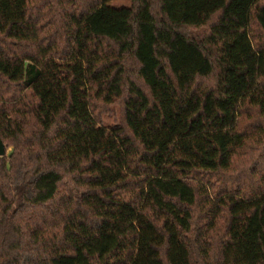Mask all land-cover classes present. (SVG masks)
<instances>
[{
  "label": "trees",
  "instance_id": "trees-1",
  "mask_svg": "<svg viewBox=\"0 0 264 264\" xmlns=\"http://www.w3.org/2000/svg\"><path fill=\"white\" fill-rule=\"evenodd\" d=\"M109 1L0 0V264H264V0Z\"/></svg>",
  "mask_w": 264,
  "mask_h": 264
},
{
  "label": "rangeland",
  "instance_id": "rangeland-1",
  "mask_svg": "<svg viewBox=\"0 0 264 264\" xmlns=\"http://www.w3.org/2000/svg\"><path fill=\"white\" fill-rule=\"evenodd\" d=\"M108 4L113 6V7L128 6L130 4V0H110L108 2ZM116 115H117V113L114 110V111H112V114L110 116H107L104 118V121L106 123H109L116 117ZM1 142L3 143L4 150H5V153H4L5 156L4 157L6 158V161H8L9 158L11 159L12 156L14 155V154L11 155L14 147L9 142H6V144L2 140H1Z\"/></svg>",
  "mask_w": 264,
  "mask_h": 264
},
{
  "label": "water",
  "instance_id": "water-1",
  "mask_svg": "<svg viewBox=\"0 0 264 264\" xmlns=\"http://www.w3.org/2000/svg\"><path fill=\"white\" fill-rule=\"evenodd\" d=\"M5 153L3 143L0 140V155H3Z\"/></svg>",
  "mask_w": 264,
  "mask_h": 264
}]
</instances>
